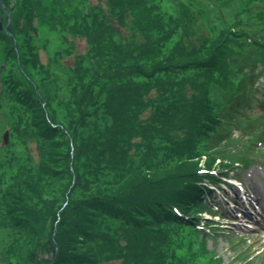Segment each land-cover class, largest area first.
<instances>
[{
  "label": "trees",
  "instance_id": "1",
  "mask_svg": "<svg viewBox=\"0 0 264 264\" xmlns=\"http://www.w3.org/2000/svg\"><path fill=\"white\" fill-rule=\"evenodd\" d=\"M0 21L3 260L228 264L204 181L264 165V0H0Z\"/></svg>",
  "mask_w": 264,
  "mask_h": 264
},
{
  "label": "rangeland",
  "instance_id": "2",
  "mask_svg": "<svg viewBox=\"0 0 264 264\" xmlns=\"http://www.w3.org/2000/svg\"><path fill=\"white\" fill-rule=\"evenodd\" d=\"M98 1L99 0H91V2L93 3ZM38 44H40L41 47L40 53L42 55V62L44 63H49L51 59L55 57V52L62 46L59 34L49 28H43L42 31H40ZM71 44L75 46L73 54L84 53L86 51L87 42L83 38L71 39ZM72 61L73 57L72 55H69L65 59H62L61 63L63 65L71 64ZM3 66L4 63H2L0 57V69L4 68ZM10 100L11 99H9V96L3 89L2 82L0 81V157L2 156L1 150L9 143V141L5 143L4 134L9 127L8 119H10ZM28 142L30 145V151L34 156L35 161H37L40 158V154L36 148V142L32 141L31 139H28ZM17 148L18 146H15V149ZM234 175L237 177L236 171ZM239 176H241L240 178H242V181L245 182V186L247 185V188L257 196H259L261 201L264 202V166L254 165L250 170L240 172ZM226 193H229V195L226 196L232 199V201L227 202L226 200L227 203H224V206L229 209L228 211L232 214V216H234L233 213L236 212V209L234 208L247 207L248 209L252 210L253 213L255 212L256 214H258V217L261 218L259 219L255 216L249 215L251 213L249 212L247 216H250V218L248 219L251 221L249 223L252 228H249L248 226H246V224L244 226H239L234 223L229 224L230 221L223 223V228L216 227L217 231H213L212 234H210V237L208 238V247L211 251H214L220 258H222L223 262H226L228 264H245L239 260L242 254H245V252H254L255 255L256 253H264V219L261 216V209L263 211L264 207H253L250 204V201L245 202L243 197H240V195H236L230 187L229 189L228 187H226V189L222 188L220 190H217L218 199L213 198L212 202L218 203L220 202V199L222 200V198H224L225 200L224 194ZM202 215L207 219H211L212 217L210 213H204ZM220 218L221 217L216 219L220 222ZM213 226L214 225L212 224V226L207 225L206 227L208 229H212ZM202 237H205V233L201 234V240ZM3 252V245L0 243V264H7L3 260ZM105 264H115V262L107 261Z\"/></svg>",
  "mask_w": 264,
  "mask_h": 264
},
{
  "label": "water",
  "instance_id": "3",
  "mask_svg": "<svg viewBox=\"0 0 264 264\" xmlns=\"http://www.w3.org/2000/svg\"><path fill=\"white\" fill-rule=\"evenodd\" d=\"M3 24H1L0 22V26L2 27ZM9 136H10V132L7 130L6 133L4 134V139H5V142L7 143L8 140H9Z\"/></svg>",
  "mask_w": 264,
  "mask_h": 264
}]
</instances>
